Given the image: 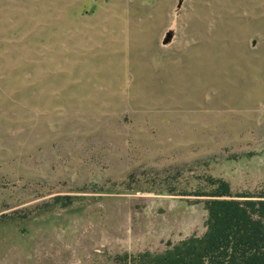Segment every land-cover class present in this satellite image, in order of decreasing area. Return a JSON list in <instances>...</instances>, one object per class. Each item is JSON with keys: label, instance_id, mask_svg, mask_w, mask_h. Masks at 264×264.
Segmentation results:
<instances>
[{"label": "rangeland", "instance_id": "1", "mask_svg": "<svg viewBox=\"0 0 264 264\" xmlns=\"http://www.w3.org/2000/svg\"><path fill=\"white\" fill-rule=\"evenodd\" d=\"M210 178L264 192V0H0V264L161 253Z\"/></svg>", "mask_w": 264, "mask_h": 264}, {"label": "trees", "instance_id": "2", "mask_svg": "<svg viewBox=\"0 0 264 264\" xmlns=\"http://www.w3.org/2000/svg\"><path fill=\"white\" fill-rule=\"evenodd\" d=\"M210 182L213 190L195 194L205 197L204 234L132 256L129 264H264V192L233 193L223 179Z\"/></svg>", "mask_w": 264, "mask_h": 264}, {"label": "water", "instance_id": "3", "mask_svg": "<svg viewBox=\"0 0 264 264\" xmlns=\"http://www.w3.org/2000/svg\"><path fill=\"white\" fill-rule=\"evenodd\" d=\"M182 0H179V2H181Z\"/></svg>", "mask_w": 264, "mask_h": 264}]
</instances>
